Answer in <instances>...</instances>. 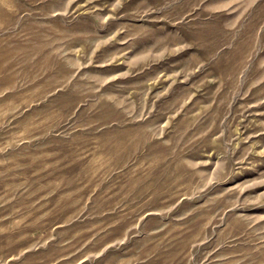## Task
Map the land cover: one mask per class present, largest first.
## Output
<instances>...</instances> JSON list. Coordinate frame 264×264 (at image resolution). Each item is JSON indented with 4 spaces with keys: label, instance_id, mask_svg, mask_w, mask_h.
<instances>
[{
    "label": "rangeland",
    "instance_id": "rangeland-1",
    "mask_svg": "<svg viewBox=\"0 0 264 264\" xmlns=\"http://www.w3.org/2000/svg\"><path fill=\"white\" fill-rule=\"evenodd\" d=\"M0 264H264V0H0Z\"/></svg>",
    "mask_w": 264,
    "mask_h": 264
}]
</instances>
